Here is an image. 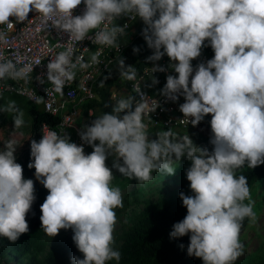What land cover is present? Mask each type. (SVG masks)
I'll return each mask as SVG.
<instances>
[{"label": "clouds", "instance_id": "1", "mask_svg": "<svg viewBox=\"0 0 264 264\" xmlns=\"http://www.w3.org/2000/svg\"><path fill=\"white\" fill-rule=\"evenodd\" d=\"M81 3L0 0V25L14 27L35 11L42 18L39 30L55 28L76 42L87 38L119 50L118 40L128 24L101 26L120 17L140 18L145 25L141 35L154 50L148 60L159 61L166 54L178 74L166 77L161 94L173 102L184 97L179 110L186 125L196 126L211 114L213 148L209 152L194 145L188 135L176 138L170 130L150 139L143 122L145 104L133 96L120 99L111 112L84 126L79 136L93 148L90 154H85L83 144L70 142L65 131L49 130L38 142L31 140L28 164L35 169L36 181L48 190L40 206L41 227L50 237L61 229L72 230V240L83 254V259L72 257L73 264L119 261L121 254L113 248L114 209L123 207V197L111 186L114 175L106 166L108 156H115L112 167L122 176L144 183L153 180V173L173 175V163L186 156L191 161L186 179L194 195L179 193L187 214L173 224L170 237L190 234L187 254L201 258L203 264H235L244 253L240 235L245 219L257 221L247 177H237L236 171L246 164L249 168L264 164V0H83V14L73 16ZM5 39L0 32V41ZM205 41L214 56L198 64L193 75L191 61L201 55ZM74 53L73 47L55 54L46 66L47 81L61 96L77 69L101 63L99 53L90 63L82 55L73 60ZM40 63L18 67L0 58V80L28 82L33 66ZM117 66L124 79H136V68L125 66L124 59ZM156 71L166 69L154 65L152 72ZM36 80L44 83L40 76ZM134 88L143 97L139 85ZM0 111L14 114V127L24 125V113L14 101ZM16 147L9 142L0 152V236L11 243L28 233L26 215L36 200L34 181L24 178L23 167L16 162Z\"/></svg>", "mask_w": 264, "mask_h": 264}, {"label": "built area", "instance_id": "2", "mask_svg": "<svg viewBox=\"0 0 264 264\" xmlns=\"http://www.w3.org/2000/svg\"><path fill=\"white\" fill-rule=\"evenodd\" d=\"M85 10V5L82 3L73 10V16L82 15ZM28 21L24 23H14V27L8 25H0V32L5 33V41H0V58L3 61L12 60L17 63L18 67L28 64H35L37 60L41 63L33 66V72L30 74L28 82L23 80L14 81L11 79L0 80V98L4 94H15L23 97L28 103L36 105L50 116L58 117V123L54 127L42 123L40 126V139L47 131H57L69 133L70 142L77 145H84L81 141L79 133L83 127L77 122L75 123V115L78 111L80 115L84 113L86 116L91 115V108L85 105L92 101L95 97L93 91L96 81L103 75L108 67L122 54L124 47L118 40L120 49L113 47L93 44L90 39H85L81 42H76L68 33L59 31L55 28H49L48 31L39 30L42 23L41 16L35 11L30 12ZM135 17H120L112 23H107L101 27H111L114 23L123 26L128 24L126 32L130 29L131 24L135 21ZM14 21V18L10 17ZM50 23V22H49ZM94 33H89V36ZM131 41V40H130ZM75 48L73 60L76 56H83L84 61L90 63L91 56L99 53L98 65H91L87 69H77L75 80L65 85L63 95L54 91L53 85L47 81V64L55 54L66 51L69 48ZM153 52L147 56L150 57ZM214 52L208 41H205V46L201 50V55L193 59V75L195 68L200 63H205L212 59ZM174 63L169 60L165 54L159 61L148 60L139 69H137V77L133 81L127 80L128 91L136 98L137 103H144L143 121L147 126L185 131L194 129L196 126L182 123L183 114L179 110L180 104L184 103V97L179 96L177 101L168 100L161 93H147L142 89V82L149 77H167L168 75L176 76L177 73L170 67ZM154 65L162 66L166 71L152 72ZM40 76L44 83L41 84L36 80ZM191 79V77H190ZM166 84V83H165ZM134 85H139L140 93L134 88ZM157 106V107H156ZM155 109L154 111H152Z\"/></svg>", "mask_w": 264, "mask_h": 264}, {"label": "trees", "instance_id": "3", "mask_svg": "<svg viewBox=\"0 0 264 264\" xmlns=\"http://www.w3.org/2000/svg\"><path fill=\"white\" fill-rule=\"evenodd\" d=\"M138 28L137 34L124 47L122 54L108 67L103 75L96 81L93 91L96 98L100 100L98 105L109 102V90L120 82H127L120 75L118 68V60L124 59L125 66H133L139 69L148 61L147 56L154 52L149 48L141 30ZM133 48L139 51L134 53ZM104 80V86L100 87V81ZM166 80L164 77H160ZM129 97V96H128ZM95 99L85 105V108L92 106ZM3 98H0V109ZM27 113L30 117L29 130L22 137L20 144L21 150L16 156L17 163L23 167V176L25 179L34 181L36 200L34 201L31 211L26 215L29 224V231L22 234L16 243H11L7 238L0 236V264H9L7 255H11L16 261L23 258L24 264H64L65 253L72 249L75 244H71L68 248L60 251L49 250L45 257L37 258V253L44 248L42 236L45 234L41 227L40 206L48 195V190L35 179V169H30L28 164L32 161L30 156V143L32 139L37 142L40 140V126L46 123L50 127H54L58 123V117L50 116L42 111L40 107L28 104ZM9 123L7 112L0 111V130ZM2 145L0 135V147ZM258 167L242 169L236 172L237 177L244 175L247 177L248 186L256 177ZM187 209L182 202L175 209H171L168 205L161 206L146 205L134 217L132 223L123 230L121 242L116 250L121 254L119 261L110 260L106 264H200L201 258L189 256L187 254V246L190 242L189 235L180 238H171L170 232L174 223H177L186 216ZM60 232H72L71 229H61ZM73 233V232H72ZM183 245V247H181Z\"/></svg>", "mask_w": 264, "mask_h": 264}, {"label": "rangeland", "instance_id": "4", "mask_svg": "<svg viewBox=\"0 0 264 264\" xmlns=\"http://www.w3.org/2000/svg\"><path fill=\"white\" fill-rule=\"evenodd\" d=\"M132 31L136 32L138 28H144L145 25L140 18H136L131 24ZM137 28V29H136ZM164 82V81H163ZM126 88V82H120L117 86L109 91L110 95L114 94L113 99H109L108 103L98 105L97 98L91 106V115L86 116L84 113L79 114L78 111L75 115V123L84 126L90 125L94 119L100 117L104 112H111L112 107L117 104L120 99L128 98L124 94ZM163 89V88H162ZM161 89V90H162ZM158 93H161L158 92ZM2 106L5 107L10 101H14L16 106L24 113V125L20 128L13 126V115L7 112L9 123L0 130L2 145L0 152L5 150V145L9 142H14L16 147L15 157L21 150L20 141L24 134L29 130L30 117L27 113L28 102L23 97L15 94H4ZM211 114L204 117L201 123L194 129H188L185 131L170 130L174 137L179 138L188 135L193 141L194 145L198 147H206L209 152L212 151L213 145L209 142L212 137L210 127ZM88 123V124H87ZM162 131H168L167 129H159L147 126V133L150 139H156ZM98 143V141L96 142ZM93 148L87 144L84 145L85 154H90ZM115 156L109 155L106 160V166L109 167L114 175L111 181L112 187H117L121 190L123 197V207L114 209L117 217V222L114 230V250L117 249L121 242V235L126 226L132 223V220L136 214L146 205L161 206L163 203L168 205L171 209L177 208L182 202L179 193L184 192L185 195H194L189 185L190 182L186 179V170L191 166V161L187 157H182L180 161L174 162L173 167L175 172L173 175H167L166 173H153V180L150 182H140L136 179H129L126 176H122L115 168L112 167ZM17 161V158H16ZM122 164V160H120ZM247 164L238 169L236 172L245 169ZM258 167L256 177L252 180L249 188L251 192L252 200L254 201V211L257 213V221L255 224H251L246 218L241 230L240 240L244 244V253L239 257L235 264H264V164ZM247 203V201H245ZM72 232H59L55 237H50L46 233L42 236L44 241V248L37 253V258L45 257L49 250H64L73 244ZM79 257L83 259V254L80 253L76 246H73L71 250L65 253L64 264H73L72 257ZM9 264H24L23 258L16 261L11 255H7ZM200 264H203L200 263Z\"/></svg>", "mask_w": 264, "mask_h": 264}, {"label": "crops", "instance_id": "5", "mask_svg": "<svg viewBox=\"0 0 264 264\" xmlns=\"http://www.w3.org/2000/svg\"><path fill=\"white\" fill-rule=\"evenodd\" d=\"M132 26L130 27V29L126 32L125 35H123V37L120 39V42L123 43L124 45H127L130 40L137 34V31L136 32H133L132 31ZM137 29V28H136ZM163 50V49H161ZM156 79L158 81V83L156 84H153V79ZM166 78V77H164ZM164 80H162L160 78V76H156V77H149V78H146L143 82H142V89L143 91L147 92V93H158L161 91V89L164 87L165 83H166V80L163 82ZM113 87H111L112 89ZM111 89L109 90L111 92ZM95 93V92H94ZM124 94L128 96H132V94L128 91V88H127V83H126V88L124 89ZM114 94L110 95L109 93V99H113L114 98ZM94 99H96V95L94 97ZM93 99V100H94ZM91 102V101H90ZM30 104V103H28ZM90 107V106H89ZM91 108V107H90ZM83 114V113H82ZM144 122V121H143ZM89 123L91 124V122L89 121ZM88 124V123H87ZM89 125V124H88ZM83 127V126H82ZM150 127V126H149ZM195 130V129H194ZM69 134V133H68ZM85 145V144H84ZM83 145V147H84Z\"/></svg>", "mask_w": 264, "mask_h": 264}]
</instances>
